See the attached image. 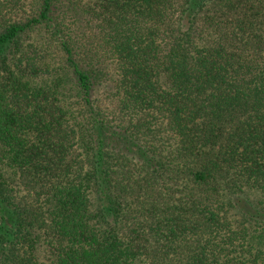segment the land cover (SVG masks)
<instances>
[{"label": "trees", "instance_id": "trees-1", "mask_svg": "<svg viewBox=\"0 0 264 264\" xmlns=\"http://www.w3.org/2000/svg\"><path fill=\"white\" fill-rule=\"evenodd\" d=\"M0 264H264V0H0Z\"/></svg>", "mask_w": 264, "mask_h": 264}]
</instances>
